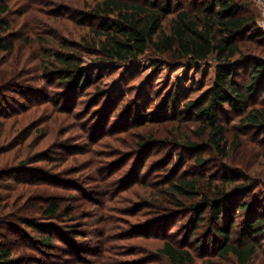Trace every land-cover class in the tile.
<instances>
[{
  "label": "trees",
  "instance_id": "1",
  "mask_svg": "<svg viewBox=\"0 0 264 264\" xmlns=\"http://www.w3.org/2000/svg\"><path fill=\"white\" fill-rule=\"evenodd\" d=\"M190 1L193 7L186 6L188 0H70L71 5L61 3L62 0H0V51L8 54L14 51L15 43L13 39L7 40L13 36L21 19L38 18L43 8L52 7L50 18L70 19L77 14L82 18L80 23L88 27V36L82 39L90 41L85 48L95 54L96 65L133 63L144 57H148L157 69L166 66L172 71L200 63L215 64L213 85L199 98L189 99L180 88H173L160 107L139 110L134 105L117 114V120H112L118 101L112 106L110 95L96 84L105 67L91 70L83 67L84 53L79 49L61 48L55 53L52 58L57 68L53 72L51 67L45 70L52 81L57 80L59 86L65 85L63 92L56 93L60 99L53 103V110L60 112L53 119L56 132L65 121L61 113L71 117L80 91L94 85L96 96L90 99L92 105L86 116H91L89 126L94 127L95 122H99V129L91 128L89 132L96 139L92 141L96 144L94 147L63 142L61 147L55 148L64 151L71 147L73 154L88 157L81 161L75 156L74 162L62 168L53 182L65 185V176L77 174L88 175L92 182L99 179L100 189L91 192V201L98 203V211L94 214L96 209H92L83 216L93 219L92 224H87V230L70 226L66 233L53 223L68 219L70 207L63 206V195L43 200L29 216H15L8 224L0 218V264H29L14 256L13 240L8 239L24 226L47 233L38 239L39 245L63 253V256L77 249L72 245L78 237L87 243L89 235L103 238L99 248L93 251L89 250L93 243H88L90 246L86 250L79 248V254L72 256L68 264H121L106 237L113 230L112 213L116 211L113 203L119 195L134 187L143 188L140 197L145 199L144 207L156 212L150 219L135 218L134 223L127 222V236L119 239H132L138 246V241H147L150 247V250L135 247L128 252L127 255H143L128 264H150L160 258V264H194L198 254L210 257L208 264H255L264 260V173L254 178L240 170L237 177L242 178V182L236 178L235 185L227 179V182L218 181L217 174L210 172V157L206 156L214 152L222 161L221 171L230 174L231 166L227 164L230 152L242 142L240 136L235 135L236 140L230 143L229 129L223 119L234 113L239 128L260 134L264 143V30L259 26L257 15L249 11L247 0H205L203 4L198 0ZM243 9L248 10L243 12ZM13 11L17 14L9 19ZM2 58L0 63H6ZM6 73L0 72V91L8 87H15L11 89L17 91L21 86L13 78L20 77L19 71L15 67L8 77ZM244 76L247 80L242 83L240 79ZM0 106L8 110L10 105L0 97ZM92 108L95 109L92 111ZM47 112L50 110L44 111ZM121 134L129 138L127 144ZM105 138L108 139L104 143ZM27 139L24 137L20 142ZM101 147L106 150L99 152ZM7 151L0 147V156ZM144 152L148 155L143 157ZM51 153L43 150L21 160L17 167L27 175L26 184L50 183L52 177L31 164L48 161L52 166H59L68 161L62 154L52 156ZM185 153L191 154L190 158ZM102 157H108L109 162H103ZM149 157L154 158L148 161ZM10 161L15 158L0 163V180L8 181L12 177L13 170L6 168ZM188 162L189 166L184 169ZM142 171L144 176L140 177ZM152 176L155 180L149 182ZM115 177L118 185L114 189ZM77 179L70 178L67 185ZM121 183L126 186L116 191ZM257 187L260 188L255 191ZM8 197L2 196L0 201ZM73 200L78 199L74 197ZM134 201L136 198L130 202ZM180 216H188L181 226L190 228L189 234L181 239L173 234L168 236L169 227L176 225L175 218ZM94 224L97 230H89ZM46 225L53 226L46 232L43 228ZM204 225H207L205 232H200ZM202 234L208 236L207 244L200 240ZM55 239L70 248L57 245ZM210 245L215 250L211 254L208 253Z\"/></svg>",
  "mask_w": 264,
  "mask_h": 264
},
{
  "label": "rangeland",
  "instance_id": "2",
  "mask_svg": "<svg viewBox=\"0 0 264 264\" xmlns=\"http://www.w3.org/2000/svg\"><path fill=\"white\" fill-rule=\"evenodd\" d=\"M204 1L205 0H198V3L200 2V4H203ZM247 2L250 4L249 11L255 13L260 22L263 8L256 5L254 0H247ZM61 3L71 5L70 0H62ZM74 3H77V1H74ZM80 4L83 5V1H81ZM186 6L193 7V4L188 0ZM50 8L52 7L43 8L38 18H22L20 24L15 28L13 36L7 40L10 41L13 39L12 41L15 43L14 51L10 54L0 51V58L3 56L2 59L6 61V63H0L3 64L0 66V72H7L5 77H8V73L10 74L13 68L16 67L20 77L18 79H13L21 86L17 91L11 89L15 87H8L5 91H0V97L6 104L10 105L8 110L0 106V147L4 150H8L3 156H0V163L5 164L6 161L13 157L15 158V161H10L11 163L6 165V168L9 167L10 170H13L11 173L12 177L9 178L8 181L0 180V198L2 196H9L6 200L0 201V212H3L0 214V218L8 224L7 222L9 220H14L16 218L15 216H29L37 209L43 200L49 198L54 199L53 195H63V206L70 207V211H68V215H66L68 219L54 221L53 223L55 225L57 224L60 228L59 230L65 233L66 229H69L70 226L84 231L88 229V223H93V219H88L83 216L89 213L90 210L98 207V203L91 201L93 198L91 192L93 189H100V187L97 186L100 180L98 179V181L92 182L88 175L77 174L69 175V177L65 176L63 178L65 185H55L53 182L57 178L55 176L59 174L62 168L72 164L74 162V157L78 156L72 153L71 147H67L64 151L62 149L56 150L55 148L61 147L63 142L67 145L75 143L82 147L87 146V148L96 145L92 144V141L96 139H94L92 134L89 135V132L91 128L94 130L99 129V122H95L94 127H90L88 122L91 116H86V112L88 108L91 107L92 103L90 99L96 96L95 92L97 90L95 91L94 85L86 91H80L81 95L73 115L68 117V114L63 115V113H61L62 120L65 117V121L62 126L60 125V135H57L59 130L56 132L53 119L58 116L60 112L58 113L53 110V103L60 99L56 93L63 92L65 85L62 84V86H59L58 81H52L46 73L45 68L48 69L51 67L50 70L52 72L57 68L53 62V55L61 48L66 50L79 49L84 53L83 67L90 70L97 66L102 68L105 67L102 72L100 71L96 84L103 92H107H104L105 94L110 95L112 106H115V102L118 101L116 104L117 112L115 113V117H112V120H117V114H121L122 110L132 108L134 105L139 107V110L148 106L152 109V106L157 107L161 105V101L164 99L165 95H168L173 88H180L185 94H188L187 97L189 99L199 98L213 85L215 79V64L212 62L200 63L194 67L184 66L172 71L166 66L157 69L148 57H144L133 63L96 65L93 61L95 54L91 49L85 48L90 41L82 39L83 36H88V27L80 23L82 18H80L78 14V17L73 15L70 19L66 17L50 18ZM194 8H196L195 4ZM246 10L248 9H243L242 11L246 12ZM16 14L17 12L13 11L8 18L12 19ZM259 26L264 30V27L261 26L260 23ZM246 80L247 78L245 76L240 79L242 83L246 82ZM61 104H63V101ZM46 109L50 110V112L44 113ZM94 109L95 108H92V111ZM223 120L229 129L228 137L230 143L236 140L235 135H239V141H241L242 144L240 147L230 152V159L227 162V164L231 166L230 174L221 171L222 161L218 155L214 152L206 153V156L210 157V172L217 174L218 181L223 180L227 182V179L230 180L228 183H233L234 185L236 184L234 178L238 179V182H242V178L237 177L240 170H245L247 174L254 178L263 176V137L260 134L255 135L253 130L239 128V120L236 113L224 117ZM125 136L126 135L121 134V139L124 143L129 139ZM24 137L28 138L27 141L20 142ZM107 139L108 138H105L103 142L105 143ZM35 142H38V144L35 145ZM43 150L47 152L52 151V156L62 154L64 157H68V161L59 166H52L48 161H40L31 164L30 166L33 168L36 166L44 169L47 172V176L52 177L49 179L50 183L41 182L40 184L33 185L26 184L27 175L23 169L17 166L20 165L19 163L23 158ZM102 150L106 149L104 147L98 148L99 152H103ZM185 154V156L190 158L191 154ZM147 155L148 152L142 153L143 157ZM79 156L78 158H80L81 161H84L88 157L87 155ZM153 158L154 157H149L148 161ZM102 160L106 163L109 162L108 157H102ZM189 162H192V159H190ZM189 162L184 166V169L189 166ZM162 171L163 170H160V172ZM142 176H144V171L140 174V177ZM70 178L78 179L73 181L71 185H67L69 184L68 180H70ZM148 180L149 182H153L155 179H153L152 176ZM117 185L118 180L117 177H115L112 188L115 189ZM121 186L123 187L122 183L116 191L120 190V188H122ZM259 188L260 187L255 188V191ZM26 190L31 191L27 194H19L20 191L26 192ZM109 191L111 193L114 192L111 188ZM142 191L143 188L134 187L119 195L116 198L117 202L112 205L114 210H116L112 213L113 230L109 231L106 238L108 246L110 248L113 246V251L117 252V255L114 254V256L121 264H128L130 260L143 256L142 254L127 255L131 250H135V247H142L144 250H150L149 242L147 241H138L140 247L135 245L136 241L132 239H119L122 236H124V238L127 236L125 235L127 222L133 221L134 223L135 218H142L143 220L150 219L154 212H156L150 207H144L145 203L143 201L145 199L140 197ZM136 192L137 194L135 195ZM74 197L78 200H73ZM133 198H136V201L130 202ZM138 208L141 210H136ZM97 211L98 209L94 211V214ZM70 216L73 217L71 218ZM187 218L188 216L176 217V221H174L176 225L169 227L168 236L173 234L175 237H178V239H181L184 235L189 234L190 228L187 230V227L181 226ZM45 222L47 221H40V223ZM46 226L47 227L43 228L47 232L49 228H52L50 226L53 225ZM96 227L98 226L94 224L89 230H97ZM206 228L207 225H204L200 232H205L204 230ZM56 230H58V228ZM3 232H6L5 229H3ZM45 234L47 233L40 229L24 226L23 230L19 233L9 235L8 239L13 240L14 256L22 260L24 259L25 261L23 262H29V264H68V260H70L72 256L79 254V248L86 250L85 248H89L87 246H90L88 243H93L91 244L92 249H89L93 251L95 248H99L98 245H101L99 244L100 242H103V238L100 239L97 235H89L86 237L90 239L88 243L87 241H83L81 237H78L75 239L76 243L72 245L76 246L77 249H71V255L63 256V253L60 254L58 251H53L39 245L38 239L42 238ZM200 236L202 237L200 240H205L207 244L208 236L204 237L203 234ZM55 243L61 247L65 246V249L70 248V245H66L58 239H55ZM214 251L212 245H210L208 253L211 254L214 253ZM198 255L199 257L194 264H208L207 262H209L210 257H203L202 254ZM83 256L86 257L87 255L83 253ZM89 258L93 257L90 256ZM156 258L159 257L156 255ZM160 259L150 264H160ZM255 264H264V260H259Z\"/></svg>",
  "mask_w": 264,
  "mask_h": 264
},
{
  "label": "built area",
  "instance_id": "3",
  "mask_svg": "<svg viewBox=\"0 0 264 264\" xmlns=\"http://www.w3.org/2000/svg\"><path fill=\"white\" fill-rule=\"evenodd\" d=\"M255 4L258 5L259 7H262L263 8V11H262V19L260 20V24L261 26L264 27V0H254Z\"/></svg>",
  "mask_w": 264,
  "mask_h": 264
}]
</instances>
